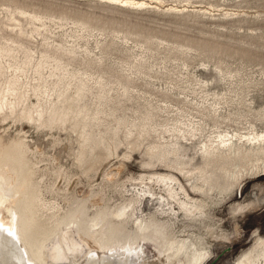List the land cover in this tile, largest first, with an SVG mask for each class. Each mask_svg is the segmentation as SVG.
I'll list each match as a JSON object with an SVG mask.
<instances>
[{
    "label": "bare ground",
    "instance_id": "1",
    "mask_svg": "<svg viewBox=\"0 0 264 264\" xmlns=\"http://www.w3.org/2000/svg\"><path fill=\"white\" fill-rule=\"evenodd\" d=\"M107 1L120 6L148 5L141 0ZM10 3L15 4V0ZM20 5L15 4L13 12L28 15L31 21H42L40 15L28 13ZM11 28L24 39L33 36V31L28 33L22 24ZM4 30L0 29V124L25 121L36 129L71 130L80 148L78 164L89 161L85 172L116 153L113 137L119 130H124L127 138L137 133L128 146L155 134L154 144L147 147L151 158L147 165L158 164L167 172H154L143 176L141 183H132L131 189L121 191L124 201L114 206L108 201L92 204L89 195L79 201L69 199L66 208L59 207L44 195L46 188L54 191L55 184L42 183L46 172L41 167L43 159L37 156L42 153L40 146L31 144L23 129L8 140L0 133V264H211L214 242L228 241L223 221L215 214L233 200L234 192H240L245 180L264 177V131L254 127L221 129L226 122L223 106L231 99L214 94L209 100V94L202 91L207 96L198 114L211 120L216 130H207L195 115L193 119L178 115L171 126L155 129L148 125L147 114L140 125L117 120L116 128L106 127L104 131L111 137L98 138L100 134L90 128L107 121L100 110L107 84L69 70L62 59L73 52L68 48L45 38L37 59L38 51L29 45L31 39L16 40L4 35ZM89 94L94 95L93 109L86 102ZM239 100L244 102L245 97ZM157 109L165 110L162 106ZM187 145L193 147L192 155ZM56 175L61 173L57 171ZM107 180L114 182L115 174L107 175ZM146 201L156 205L149 213ZM263 204L264 199H253L238 204L236 212ZM92 207L96 209L91 211ZM251 242L236 264H264V236L254 234ZM145 246L150 247L153 256L149 257Z\"/></svg>",
    "mask_w": 264,
    "mask_h": 264
},
{
    "label": "rangeland",
    "instance_id": "2",
    "mask_svg": "<svg viewBox=\"0 0 264 264\" xmlns=\"http://www.w3.org/2000/svg\"><path fill=\"white\" fill-rule=\"evenodd\" d=\"M141 1L148 5L120 6L107 0H15L28 13L40 15L41 24L31 21L28 15L13 12L15 4L10 0H0V29H5L4 35L21 40L24 37L17 36L19 31H12L11 26L22 24L28 33L33 31V36L22 41L32 40L29 45L38 51L35 58L41 57L40 45L46 38L54 45L73 51L62 56L69 70L107 84L100 104V110L105 113L101 116L107 121H99L90 128L100 134L98 138L111 137V133L104 131L106 127L116 128L117 120L140 125L147 114L150 115L148 125L155 129L171 126L178 115L185 117L182 119H193L195 115V120H202L207 130H216L211 120L198 114L206 93L209 100L214 94L231 99L223 106L226 122L219 124L221 129L254 127L264 131V0ZM241 97H245L244 102H240ZM93 98L89 94L86 99L92 109ZM161 106L165 110L157 109ZM0 127L5 140L23 129L29 142L40 146L42 155L37 156L43 159L41 167L46 172L42 183L44 186L55 184V190L46 188L44 195L59 207L66 208L70 200L79 201L89 195L92 204L108 201L114 206L124 201L121 191L131 189L132 183H141L143 176L154 172H167L158 164L147 165L151 160L147 147L154 144L155 134L128 146L127 142L134 140L137 133L127 138L124 130H119L113 137L116 153L85 172L89 161L78 164L80 148L77 135L71 130L36 129L25 121L13 120ZM186 150L193 154L191 145ZM57 171L60 176L56 175ZM112 174H115L114 182L107 180V175ZM249 180L215 214L223 221L228 241L214 242L211 264H236L235 260L252 246L254 234L264 236V204L240 214L236 212L238 204L264 199V177ZM153 206L156 207L152 201H146V212L151 208L152 211ZM95 209L92 207L91 211ZM145 249L149 251L150 247ZM151 256L153 252L149 251Z\"/></svg>",
    "mask_w": 264,
    "mask_h": 264
}]
</instances>
